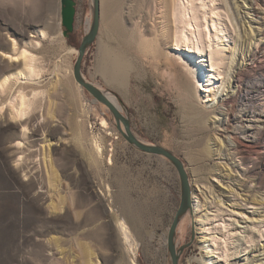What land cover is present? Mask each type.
<instances>
[{
    "label": "rangeland",
    "instance_id": "obj_1",
    "mask_svg": "<svg viewBox=\"0 0 264 264\" xmlns=\"http://www.w3.org/2000/svg\"><path fill=\"white\" fill-rule=\"evenodd\" d=\"M75 1L70 42L80 46L93 0ZM235 1L242 14L250 12L252 0ZM192 2L203 40V3L225 16L221 74L213 75L210 48L200 65L213 75L209 91L199 92L175 59L182 52L200 57L172 49L176 0H101L100 31L84 56L83 74L116 98L139 140L185 162L193 210L178 228L179 247L191 244L180 264H264V131L251 134V142L240 131L246 116L264 113V0H255L259 17H247L256 20L250 39L258 50L249 62V39L232 0ZM63 31L61 0H0V84L17 72L5 71V54L26 51L34 70L29 79L0 85V264H171L178 172L165 158L131 146L110 111L76 82L79 48ZM108 48L127 63L123 85L109 83L99 70ZM238 64L244 70L236 79ZM223 116H229L227 130L213 124ZM236 139L250 146L228 145ZM223 192L228 197L218 203ZM200 218L206 221L198 224ZM121 222L135 239L134 256L120 240ZM208 237L219 243L231 237L227 253Z\"/></svg>",
    "mask_w": 264,
    "mask_h": 264
},
{
    "label": "bare ground",
    "instance_id": "obj_2",
    "mask_svg": "<svg viewBox=\"0 0 264 264\" xmlns=\"http://www.w3.org/2000/svg\"><path fill=\"white\" fill-rule=\"evenodd\" d=\"M176 10L174 12V20L175 23L178 25L177 31L175 33L172 49H187L191 51L192 53H197L200 55V57H195L194 54H186L185 52L183 53H176L175 59L184 66L186 72L192 77L195 85L197 86V89L199 92L202 90L204 91H209L210 87L213 86V75H219L221 67L223 63L220 61V51H219V45L224 41L226 27L224 25L225 22V16L220 13V12H215L213 8L207 9L206 3H203L202 8L204 10V19L206 20V24L204 25L206 32L205 36L206 38L203 40L202 35L200 34V25L196 22V17L195 11L193 8V2L192 0H176ZM252 6H250V12L253 13L254 16L259 17L260 14V7L254 6L255 0H252ZM233 6L235 8L237 17L240 19L242 27H244V37L249 39V44L248 47H246L247 50V56L246 60L248 61L252 60V58L256 57L258 55V50L253 49L251 47V44L253 43V40L250 38L255 37V31L253 30L252 21L247 22V17L252 14V13H243V6L239 5L235 0H232ZM260 6L259 4H257ZM245 15V17H244ZM261 18V17H260ZM263 18V17H262ZM262 20V19H261ZM256 21V20H255ZM263 23V22H262ZM260 27H264V25L258 22ZM258 26V25H257ZM264 29V28H263ZM261 34V33H260ZM7 40V39H6ZM10 46L14 49L16 48V43L12 41L10 42ZM253 46V45H252ZM263 49L264 45L262 44ZM208 48L211 49V67L214 71V74L212 76H209L204 73L202 67L200 66L202 63H204L208 54ZM73 51L77 52L76 50L73 49ZM115 52V51H114ZM114 52H112L109 48L106 51H101L100 53V60H99V70L103 73L104 77L106 80L114 85H123L126 80V74H127V63L124 60L123 57L116 55ZM5 58L9 59L8 61V67L6 68L5 71H10V70H16V73H12L9 75H5L1 84L2 86H5L6 84H9L12 82L14 79H29V76L33 73V67H32V60H30V57L26 51H24L20 55L14 56V54H5ZM202 59V60H199ZM24 60V66L22 65L21 61ZM199 65H198V64ZM245 64V63H244ZM244 64H238L237 70L235 72L236 79L237 76L242 73L244 70ZM248 65V64H246ZM30 74V75H28ZM236 82V80H233V84ZM82 89V88H81ZM83 91V89H82ZM108 97L116 104L117 100L114 96L106 92ZM228 95H226L227 97ZM202 97V96H200ZM24 99V98H23ZM22 99V100H23ZM203 103H207V101L203 100ZM119 106V105H118ZM27 105L26 103L23 104V108H26ZM27 109V108H26ZM24 110V109H23ZM25 115V114H24ZM224 117V116H223ZM214 125H221L222 128L228 129L229 125V116H226L222 119H217L215 118ZM222 130V129H221ZM240 131L244 136V140L246 142H251L247 141L250 140L249 136L251 134H254L255 132H263L264 131V113L261 112H253L246 116L242 122V126L240 127ZM257 137V135H256ZM231 140V139H230ZM222 144V146H225V143L221 140L218 139V144ZM228 145L237 148L238 146H244V147H249L247 143L245 144L242 140L236 139L235 141H229ZM215 146H217L215 144ZM98 151L102 153V148L98 146ZM223 154V153H222ZM229 194H234V190L232 188L225 189ZM232 194V195H233ZM228 197L226 192H223L222 195H218L217 198L218 203H221V199L219 196ZM237 204L234 203V206ZM196 206V205H195ZM206 220L205 219H198L196 222L198 224L204 223ZM204 225V224H203ZM223 228V226H222ZM119 232H120V240L122 244L128 249L129 254H132V256L135 255V239L133 237V234L128 227V225L125 222H121L119 224ZM206 230V228H205ZM209 230V229H207ZM209 243L212 242L213 244H219L221 246L220 250H222L223 254L227 253V245H228V240L231 239V237H228V239H225V242H217L214 238L208 237ZM206 238V239H208ZM215 248L212 250L214 251ZM217 250V249H215ZM250 263H253L254 260H250ZM132 264H135L134 260H132Z\"/></svg>",
    "mask_w": 264,
    "mask_h": 264
},
{
    "label": "water",
    "instance_id": "obj_3",
    "mask_svg": "<svg viewBox=\"0 0 264 264\" xmlns=\"http://www.w3.org/2000/svg\"><path fill=\"white\" fill-rule=\"evenodd\" d=\"M75 0H61L62 7V24L64 27L63 35L69 38L75 30L76 19ZM101 24V0H93V20L88 34L83 38L80 48L78 49V58L74 66V78L76 82L86 90L96 102L104 105L111 113L116 123L117 130L126 139V141L139 150L148 155L165 158L178 172L181 183V203L176 212L174 220L168 234V252L171 264H180L182 254L191 244L179 247L178 244V228L182 219L186 214L193 210V186L183 159L175 155L173 152L156 145H149L139 140L132 131V122L127 113H125L118 105H116L107 95L105 91L94 83L87 80L83 74V60L87 51L96 42L100 31Z\"/></svg>",
    "mask_w": 264,
    "mask_h": 264
},
{
    "label": "trees",
    "instance_id": "obj_4",
    "mask_svg": "<svg viewBox=\"0 0 264 264\" xmlns=\"http://www.w3.org/2000/svg\"><path fill=\"white\" fill-rule=\"evenodd\" d=\"M72 38H73V34L68 39L69 44H72V46H74V47L80 48V46L75 45V44H73V43L70 42L72 40Z\"/></svg>",
    "mask_w": 264,
    "mask_h": 264
}]
</instances>
